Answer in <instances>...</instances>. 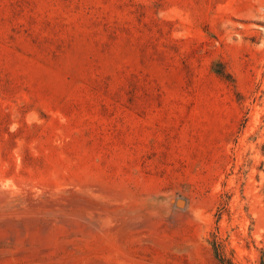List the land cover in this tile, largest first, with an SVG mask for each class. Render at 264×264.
Wrapping results in <instances>:
<instances>
[{"label":"rangeland","instance_id":"374dc122","mask_svg":"<svg viewBox=\"0 0 264 264\" xmlns=\"http://www.w3.org/2000/svg\"><path fill=\"white\" fill-rule=\"evenodd\" d=\"M215 240L260 264L264 0H0V264Z\"/></svg>","mask_w":264,"mask_h":264},{"label":"trees","instance_id":"16d2710c","mask_svg":"<svg viewBox=\"0 0 264 264\" xmlns=\"http://www.w3.org/2000/svg\"><path fill=\"white\" fill-rule=\"evenodd\" d=\"M227 203H228V200L226 199L225 201H223L222 205L219 206L220 214L222 213L223 209H225L224 207L227 205ZM212 245H213L215 255L221 260L223 264H234L232 259L225 254L223 243L221 241H218V240L212 241ZM260 264H264V251L261 255Z\"/></svg>","mask_w":264,"mask_h":264}]
</instances>
